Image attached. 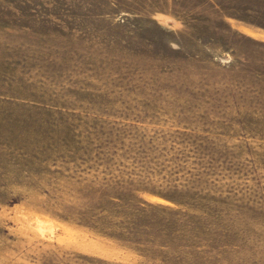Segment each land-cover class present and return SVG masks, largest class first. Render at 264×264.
Instances as JSON below:
<instances>
[{"label": "rangeland", "instance_id": "1", "mask_svg": "<svg viewBox=\"0 0 264 264\" xmlns=\"http://www.w3.org/2000/svg\"><path fill=\"white\" fill-rule=\"evenodd\" d=\"M0 264H264V0H0Z\"/></svg>", "mask_w": 264, "mask_h": 264}]
</instances>
